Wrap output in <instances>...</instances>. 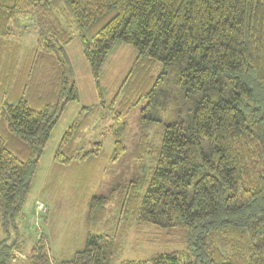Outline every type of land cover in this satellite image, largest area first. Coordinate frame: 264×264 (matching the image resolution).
Here are the masks:
<instances>
[{
    "label": "trees",
    "instance_id": "16d2710c",
    "mask_svg": "<svg viewBox=\"0 0 264 264\" xmlns=\"http://www.w3.org/2000/svg\"><path fill=\"white\" fill-rule=\"evenodd\" d=\"M32 15L35 73L21 71L19 98L0 101V264H14L23 248L15 235L39 162L67 105L80 99L67 53L75 37L99 103L80 109L54 172L83 159L102 165V141L75 145L100 110L115 124L138 110L140 132L130 155L124 126H111L106 170L117 181L90 198L85 247L52 260L39 235L26 264H264V0H0V42ZM119 44L134 60L106 103L101 80ZM111 197L116 228L93 234L112 222ZM146 226L155 230L148 241L166 251L120 260L125 233Z\"/></svg>",
    "mask_w": 264,
    "mask_h": 264
},
{
    "label": "rangeland",
    "instance_id": "374dc122",
    "mask_svg": "<svg viewBox=\"0 0 264 264\" xmlns=\"http://www.w3.org/2000/svg\"><path fill=\"white\" fill-rule=\"evenodd\" d=\"M37 21L35 15H32L31 18L26 16L21 20V24L15 32L0 42V101L2 102L7 99L8 102H14V98H11L14 94L15 100L19 98L15 90L21 81L17 83L21 71H25L23 76H26L27 72L30 76L33 72L35 73L37 64L34 58V47L38 35ZM133 52L132 47L119 44L115 54L106 63L101 80L105 93L103 100L106 103L115 98V94L134 60ZM67 53L73 66L80 99L67 105L39 162L38 172L24 207V217L18 223V235H15L19 239L20 231L23 248L21 251L15 252L16 261L14 264L27 263L32 243L39 235H44L48 240L52 260L69 259L76 251L83 249L90 230L87 221L90 198L96 190L97 193L109 195L112 183L117 181L113 174H107L106 161L114 148L115 135L113 136L111 126H114V129L119 128L122 132L120 126L122 123L115 124L111 114L104 110H100L94 117H85L87 120L82 129L83 136L75 142L77 147L86 150L92 147L93 142L102 141L104 144L102 157H100L102 165L93 167L90 164L91 161L83 159L64 168H57L54 172L55 154L65 132L77 120L82 107L99 103L98 91L78 37H75L67 47ZM41 80L42 70L38 69L36 81ZM25 91L23 87L22 96H25ZM120 98L121 96L118 97V101ZM28 101L33 105L29 98ZM137 111H129L125 115V123L122 124L124 126L122 137L129 146L128 153L130 155L134 152L132 142L138 140L140 132ZM155 127L156 131H161L160 127ZM130 162L128 160L124 164H130ZM114 170L115 173L119 172L115 166ZM110 200L108 218L112 222L92 228L93 234H112L114 232L116 224L113 220L117 213V205L115 197H111ZM43 203L47 205L46 212L40 205ZM154 232L155 230L149 226L143 227L141 231L130 228L122 238L124 242L120 260H139L166 251L162 242L151 243L148 241L154 238ZM118 263L116 261L115 264Z\"/></svg>",
    "mask_w": 264,
    "mask_h": 264
},
{
    "label": "built area",
    "instance_id": "2783aa9c",
    "mask_svg": "<svg viewBox=\"0 0 264 264\" xmlns=\"http://www.w3.org/2000/svg\"><path fill=\"white\" fill-rule=\"evenodd\" d=\"M40 205L42 206L43 209H45L43 204H40Z\"/></svg>",
    "mask_w": 264,
    "mask_h": 264
}]
</instances>
